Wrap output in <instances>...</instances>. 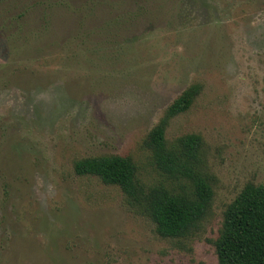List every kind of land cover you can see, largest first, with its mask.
<instances>
[{
  "label": "rangeland",
  "instance_id": "1",
  "mask_svg": "<svg viewBox=\"0 0 264 264\" xmlns=\"http://www.w3.org/2000/svg\"><path fill=\"white\" fill-rule=\"evenodd\" d=\"M157 1L100 27L81 0H0V264H218L224 210L264 181V0ZM194 83L166 137L201 136L213 198L193 235L164 238L73 163L129 155L162 180L142 142Z\"/></svg>",
  "mask_w": 264,
  "mask_h": 264
},
{
  "label": "trees",
  "instance_id": "2",
  "mask_svg": "<svg viewBox=\"0 0 264 264\" xmlns=\"http://www.w3.org/2000/svg\"><path fill=\"white\" fill-rule=\"evenodd\" d=\"M146 2L81 0L78 9L95 26H117L125 20L136 22L145 13ZM113 11L115 16L109 17L107 13ZM200 92L198 83L186 87L143 139L151 164L162 180L144 182L129 155L87 156L73 163L77 175H93L104 184L119 187L127 203L149 218L164 238L193 235L213 198L215 178L204 165L201 136L189 133L171 140L166 137L171 120L186 113ZM213 245L218 264H264V181L247 182L227 205Z\"/></svg>",
  "mask_w": 264,
  "mask_h": 264
}]
</instances>
